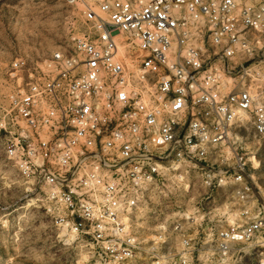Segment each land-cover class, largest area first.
<instances>
[{
  "label": "built area",
  "instance_id": "obj_1",
  "mask_svg": "<svg viewBox=\"0 0 264 264\" xmlns=\"http://www.w3.org/2000/svg\"><path fill=\"white\" fill-rule=\"evenodd\" d=\"M66 2L83 30L26 71L16 59L0 102V152L29 194L98 264H191L214 233L224 264L234 246L261 247L264 0ZM226 192L236 222L217 227ZM170 199L171 235L156 225L147 240Z\"/></svg>",
  "mask_w": 264,
  "mask_h": 264
},
{
  "label": "rangeland",
  "instance_id": "obj_2",
  "mask_svg": "<svg viewBox=\"0 0 264 264\" xmlns=\"http://www.w3.org/2000/svg\"><path fill=\"white\" fill-rule=\"evenodd\" d=\"M94 9L98 11L96 7ZM81 10V5L72 6L66 0H0V102L16 82L12 63L16 59L21 60L26 71L49 58L72 33H81ZM254 149L258 162L254 182L264 193V140H259ZM28 186L14 162L0 152V264H98L89 244L57 226L46 212L42 200L29 194ZM184 200L194 205L196 199L186 196ZM223 200L226 205L223 222L212 221L217 227H227L236 222L231 215L233 202L228 192ZM162 203V212L149 214V229L142 232L147 240L155 235L156 225H164L166 233L171 235L170 228L176 217L174 212H177L174 199L163 200ZM214 213L212 211L210 215ZM170 238L171 247L177 248V237ZM256 243L234 246L235 252L228 256L230 264H259L264 242L261 247L253 248ZM168 248L165 247L164 251ZM208 248V259L199 252L191 264H224L217 252L215 233L210 236ZM141 257L136 264H151L155 260L146 255Z\"/></svg>",
  "mask_w": 264,
  "mask_h": 264
},
{
  "label": "bare ground",
  "instance_id": "obj_3",
  "mask_svg": "<svg viewBox=\"0 0 264 264\" xmlns=\"http://www.w3.org/2000/svg\"><path fill=\"white\" fill-rule=\"evenodd\" d=\"M255 164H257V160H255ZM72 236V235H71Z\"/></svg>",
  "mask_w": 264,
  "mask_h": 264
}]
</instances>
